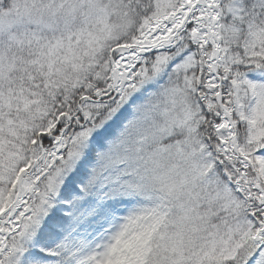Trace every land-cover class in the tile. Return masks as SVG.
<instances>
[{
  "label": "snow or ice",
  "instance_id": "obj_1",
  "mask_svg": "<svg viewBox=\"0 0 264 264\" xmlns=\"http://www.w3.org/2000/svg\"><path fill=\"white\" fill-rule=\"evenodd\" d=\"M0 264H264V0H0Z\"/></svg>",
  "mask_w": 264,
  "mask_h": 264
}]
</instances>
